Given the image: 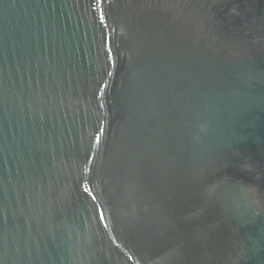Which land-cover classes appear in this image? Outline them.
Instances as JSON below:
<instances>
[{
	"label": "water",
	"instance_id": "water-1",
	"mask_svg": "<svg viewBox=\"0 0 264 264\" xmlns=\"http://www.w3.org/2000/svg\"><path fill=\"white\" fill-rule=\"evenodd\" d=\"M0 264H264V0H0Z\"/></svg>",
	"mask_w": 264,
	"mask_h": 264
}]
</instances>
